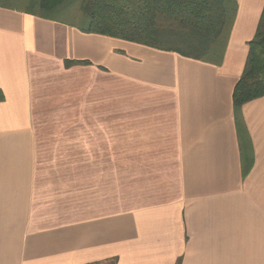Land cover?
<instances>
[{
	"label": "crops",
	"instance_id": "0c3cea01",
	"mask_svg": "<svg viewBox=\"0 0 264 264\" xmlns=\"http://www.w3.org/2000/svg\"><path fill=\"white\" fill-rule=\"evenodd\" d=\"M237 2L220 66L0 7V264H264V97L233 109L264 0ZM40 155L126 157L136 207L68 220Z\"/></svg>",
	"mask_w": 264,
	"mask_h": 264
},
{
	"label": "trees",
	"instance_id": "16d2710c",
	"mask_svg": "<svg viewBox=\"0 0 264 264\" xmlns=\"http://www.w3.org/2000/svg\"><path fill=\"white\" fill-rule=\"evenodd\" d=\"M15 1L25 6L17 8ZM86 34L102 35L185 58L222 65L238 11L237 0H0ZM88 62L66 61L67 68ZM264 97V10L249 43L243 74L233 92L237 128L242 108Z\"/></svg>",
	"mask_w": 264,
	"mask_h": 264
},
{
	"label": "rangeland",
	"instance_id": "374dc122",
	"mask_svg": "<svg viewBox=\"0 0 264 264\" xmlns=\"http://www.w3.org/2000/svg\"><path fill=\"white\" fill-rule=\"evenodd\" d=\"M14 5L25 6L22 1H15ZM87 159L82 158L80 162L79 157L38 156L37 181L41 197L57 202L59 209L65 211L64 217L69 216L68 220L74 216L79 218L81 214L101 215L136 207L131 205L135 199L129 196L127 173H123L127 170L126 157L119 158L118 174L109 171L110 158L89 156Z\"/></svg>",
	"mask_w": 264,
	"mask_h": 264
}]
</instances>
